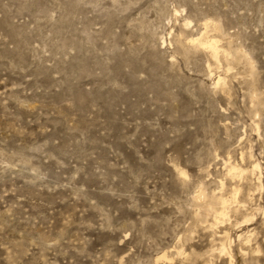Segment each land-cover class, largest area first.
I'll list each match as a JSON object with an SVG mask.
<instances>
[{"label":"rangeland","instance_id":"rangeland-1","mask_svg":"<svg viewBox=\"0 0 264 264\" xmlns=\"http://www.w3.org/2000/svg\"><path fill=\"white\" fill-rule=\"evenodd\" d=\"M0 264H264V0H0Z\"/></svg>","mask_w":264,"mask_h":264},{"label":"bare ground","instance_id":"bare-ground-1","mask_svg":"<svg viewBox=\"0 0 264 264\" xmlns=\"http://www.w3.org/2000/svg\"><path fill=\"white\" fill-rule=\"evenodd\" d=\"M204 24L205 25H204V32H203V34L200 37H198V38L191 39V40L188 41V47L189 48H192V49H195V50H202V51L206 52L207 54H209L214 60H218L220 58H223L225 61H227V63L229 62V59H231V57H232V62L233 61H235L236 63L244 62V64H248V66L250 67V69H252L253 66H251L250 62L247 61L248 59H246L242 53L236 52L235 54H232L235 51L231 53L230 51H227V50L222 49V46L219 45V40L220 39L219 40H216L215 39V36L214 35L213 36L211 35L213 31H215V33L217 32L219 34H222L221 27L218 25V23L217 24H214V23L207 22V23H204ZM220 82H221V78L218 80L217 86L219 85ZM257 169H258V165L256 164L252 168V171L255 172ZM230 172L233 175H236L237 173H240V174L243 173V171L241 169H237L235 167H231ZM205 198H206V195L204 193H200V195L198 196V200H201L202 202H203V200ZM206 200H204V201H206ZM208 203H209V201H208ZM202 204L204 205V202ZM211 204H208V205H211ZM214 204L220 205L222 207L221 215H223V216H226L227 215V212H228V210H227L228 209V207H227V200H224L222 197H220V198L215 197L214 198Z\"/></svg>","mask_w":264,"mask_h":264}]
</instances>
